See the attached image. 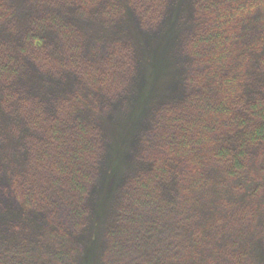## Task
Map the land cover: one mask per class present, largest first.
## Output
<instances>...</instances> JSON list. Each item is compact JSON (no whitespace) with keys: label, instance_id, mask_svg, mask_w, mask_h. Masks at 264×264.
<instances>
[{"label":"trees","instance_id":"1","mask_svg":"<svg viewBox=\"0 0 264 264\" xmlns=\"http://www.w3.org/2000/svg\"><path fill=\"white\" fill-rule=\"evenodd\" d=\"M45 1L51 12L44 17L40 9L17 37L9 33L13 2L0 0V27L5 26L0 31V108L22 121L24 133L21 170L6 180L0 168V213L35 218L44 223L49 238L64 242L86 225L105 138L96 117L85 111L79 98L72 93L66 97L38 93L28 73L37 70L68 77L111 100L126 90L137 61L133 47L118 40L98 54L84 48L83 35L67 11L88 12L95 0ZM170 2L128 0V5L139 27L152 29L162 21ZM112 10L110 4L107 12ZM192 12L194 26L181 45L182 54L189 57L182 83L185 96L153 112L141 156L146 166L126 181L105 234L106 245L119 253L143 248L133 246L149 240L161 216L173 211L176 204L168 199L218 178L235 179L250 161L264 158V81L241 75L251 57L236 49V36L246 18L259 12V41L264 43V0H192ZM259 58L257 72L264 78V55ZM3 224L0 221L1 233L14 235L19 228L17 221L9 228ZM199 233L198 226L190 227L187 239L191 240L180 259H147L141 264H191L194 259L198 260L192 264H208L203 255L212 244L205 240L201 245L203 238L195 242ZM235 246L234 242L230 249ZM67 251L72 247L68 245ZM245 253L228 250L218 264H252L244 262Z\"/></svg>","mask_w":264,"mask_h":264},{"label":"rangeland","instance_id":"2","mask_svg":"<svg viewBox=\"0 0 264 264\" xmlns=\"http://www.w3.org/2000/svg\"><path fill=\"white\" fill-rule=\"evenodd\" d=\"M12 2L14 22L9 33L17 37L31 19L39 16L40 9L44 17L51 12L45 0ZM93 3L95 6L84 13L68 9V16L81 31L84 48L92 54L103 52L107 43L116 40L133 47L137 69L126 90L110 100L68 77H52L37 70H30L27 77L38 93L64 97L72 93L79 98L85 111L96 117L103 132L104 155L88 199L90 212L86 225L76 237L68 236L63 242V239L49 238L44 223L35 218L23 219L15 212H1L0 221L5 228L12 221H17L19 228L14 235L0 230V264H134V261L141 264L147 259L160 262L174 256L180 259L191 240L187 238L192 225L200 230L195 242L203 238L201 245L205 240L212 244L203 255L208 264L222 262L228 250L246 251L244 262L264 264V158L259 162L250 161L235 179L218 178L221 180L216 183L212 181L184 196L168 199L176 204L173 211L166 210L161 216L149 240L133 246L143 248L132 253L124 249L119 253L106 245L105 234L126 181L146 166L141 156L150 134L153 112L185 96L182 83L189 57L182 54L181 45L192 31L194 19L192 0H171L162 21L152 29L139 27L128 0ZM110 4L114 5L111 14L107 12ZM261 19V12L249 20L246 18L241 33L236 36V49L239 54L251 57L241 75L257 76L264 81L257 72L258 58L264 55V43L259 41ZM0 31H5L4 25ZM240 61L242 64L244 59ZM21 124V120L0 108V168L6 180L14 172L18 173L24 163ZM191 215H195L194 220H186ZM234 242L236 246L230 249ZM68 245L72 247L71 252L67 251ZM193 246L195 249L196 243Z\"/></svg>","mask_w":264,"mask_h":264}]
</instances>
